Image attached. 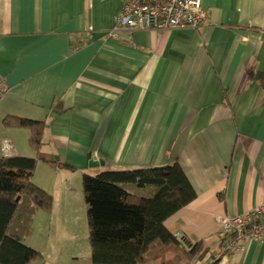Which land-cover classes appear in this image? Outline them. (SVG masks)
<instances>
[{
	"label": "crops",
	"instance_id": "1",
	"mask_svg": "<svg viewBox=\"0 0 264 264\" xmlns=\"http://www.w3.org/2000/svg\"><path fill=\"white\" fill-rule=\"evenodd\" d=\"M124 1L0 0V156L36 155L28 130L4 127L3 116L46 122L41 150L67 166L37 162L32 181L52 207L33 223L42 213L60 223L47 234L55 244L87 214L83 172L176 160L196 196L164 225L211 251L185 258L157 243L139 264H210L221 218L264 204V89L245 74L264 71V0H203L197 27L114 30ZM216 264H264V237Z\"/></svg>",
	"mask_w": 264,
	"mask_h": 264
},
{
	"label": "trees",
	"instance_id": "2",
	"mask_svg": "<svg viewBox=\"0 0 264 264\" xmlns=\"http://www.w3.org/2000/svg\"><path fill=\"white\" fill-rule=\"evenodd\" d=\"M246 84L264 89V71L247 66ZM6 128L28 130L27 143L35 156H0V264H30L42 260L38 249L22 242L31 234L36 212H49L52 195L32 181L38 161L52 168L67 166L53 153L41 150L44 120L18 115L1 119ZM82 190L87 204L88 242L91 264H139L154 244L173 245L185 258L201 259L211 243L202 240L181 243L165 225L167 217L186 206L195 196L180 164L173 162L148 167L82 173ZM148 188L141 195L127 187ZM230 233L220 230L221 244ZM213 243V242H212ZM217 257L210 264H216Z\"/></svg>",
	"mask_w": 264,
	"mask_h": 264
},
{
	"label": "built area",
	"instance_id": "3",
	"mask_svg": "<svg viewBox=\"0 0 264 264\" xmlns=\"http://www.w3.org/2000/svg\"><path fill=\"white\" fill-rule=\"evenodd\" d=\"M202 1L125 0L115 15L113 29L197 27L206 18ZM5 92L0 78V100ZM220 230L229 232L231 236L219 245L216 257L233 253L250 239H261L264 237V204L242 214L223 216Z\"/></svg>",
	"mask_w": 264,
	"mask_h": 264
},
{
	"label": "rangeland",
	"instance_id": "4",
	"mask_svg": "<svg viewBox=\"0 0 264 264\" xmlns=\"http://www.w3.org/2000/svg\"><path fill=\"white\" fill-rule=\"evenodd\" d=\"M55 224H58L61 230V224L56 223L51 216L43 213L39 214L35 218L30 236H23L22 242L28 246H38L43 256L42 260H35L30 262V264H90L91 251L88 242L87 215L85 211L80 219L70 223L72 229V233L69 236L70 239L67 238L65 241L57 240L58 244L54 243V239H48L47 237L48 232H51V227ZM67 224L65 223V225ZM57 245L59 250L54 251Z\"/></svg>",
	"mask_w": 264,
	"mask_h": 264
},
{
	"label": "water",
	"instance_id": "5",
	"mask_svg": "<svg viewBox=\"0 0 264 264\" xmlns=\"http://www.w3.org/2000/svg\"><path fill=\"white\" fill-rule=\"evenodd\" d=\"M57 159V157H55ZM89 165L93 166V165H97V164H103L102 160H96L95 158H92L89 160Z\"/></svg>",
	"mask_w": 264,
	"mask_h": 264
}]
</instances>
